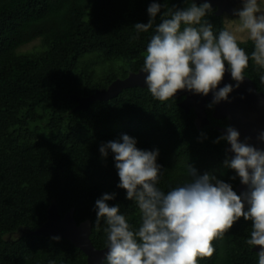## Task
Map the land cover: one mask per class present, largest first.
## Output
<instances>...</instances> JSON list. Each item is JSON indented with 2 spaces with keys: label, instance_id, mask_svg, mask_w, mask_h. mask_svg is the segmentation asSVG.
Listing matches in <instances>:
<instances>
[{
  "label": "trees",
  "instance_id": "obj_1",
  "mask_svg": "<svg viewBox=\"0 0 264 264\" xmlns=\"http://www.w3.org/2000/svg\"><path fill=\"white\" fill-rule=\"evenodd\" d=\"M152 2L0 0V264H86V254L69 239L35 233L52 203L60 217L72 210L77 225L87 222L98 249L106 247L107 225L103 219L95 223V201L102 194L116 193L107 203L119 205L120 214L138 227L137 205L117 187L113 154L109 150L103 158L99 152L102 143L121 134L135 138L141 150H159L156 186L165 193L190 179V164L199 174L230 183L239 194V177L230 179L234 170L223 166L228 142H213L229 123L212 115L210 102L201 127L194 122L193 107L179 106L184 95L161 102L147 86L122 88L109 99L76 108L75 97L85 98L141 69L160 14L148 32L137 35L134 24L148 22ZM156 2L163 14L193 0ZM214 11L205 19L218 34L225 29L224 19ZM35 39L33 50H20ZM240 47L249 54L253 50L251 41ZM262 74L264 68L249 60L244 75L264 93ZM250 230L251 221L241 217L212 242V257L198 264H258L257 251L246 243Z\"/></svg>",
  "mask_w": 264,
  "mask_h": 264
},
{
  "label": "clouds",
  "instance_id": "obj_2",
  "mask_svg": "<svg viewBox=\"0 0 264 264\" xmlns=\"http://www.w3.org/2000/svg\"><path fill=\"white\" fill-rule=\"evenodd\" d=\"M233 9L234 27L213 32L209 17L214 9L209 0L161 14V3L153 0L147 8V23H135L137 35L153 28L157 14L160 23L147 44L140 72L153 98L163 102L173 99L178 90L207 96L212 92V108L228 101L229 93L243 82L249 60L264 68V0H239ZM136 37H134L135 39ZM251 41L247 53L241 43ZM227 64V68L226 65ZM225 71L233 84L218 85ZM264 83V74L260 75ZM240 133L226 126L225 134L214 140L230 144L234 155L225 158L223 166L234 170L246 190L237 194L230 183L205 172L199 174L188 164L184 184L166 193L156 185L162 166L157 163L158 149L141 150L136 139L121 134L119 140L102 143L103 158L113 154L119 177L118 188L126 190V199L139 210V225L133 227L119 205L110 206L116 193H104L95 201L96 220L107 225L106 264H198L199 259L212 257L213 241L222 238L241 217L251 221L250 238L246 243L259 246L258 264H264V149L241 142ZM264 142V131L256 137ZM247 205V210H245ZM16 238V237H13ZM59 240V237H53Z\"/></svg>",
  "mask_w": 264,
  "mask_h": 264
},
{
  "label": "water",
  "instance_id": "obj_3",
  "mask_svg": "<svg viewBox=\"0 0 264 264\" xmlns=\"http://www.w3.org/2000/svg\"><path fill=\"white\" fill-rule=\"evenodd\" d=\"M202 2V0H195ZM212 8H215V14L223 15L224 12L233 14V9L239 0H209ZM227 68V64L225 65ZM144 73L131 72L123 79L114 80L106 89L97 90L93 94L85 98H76L78 104L76 108H86L89 103L96 99H109L115 96L122 88L142 86L145 87ZM235 81L231 79L229 71H225L223 80L218 85L223 87L225 84L235 85ZM184 98L179 102V106L185 110L190 107L194 108L195 124L197 127L207 123V116L205 111L206 102L212 101V92L207 96L194 94L188 90H178L174 97L183 96ZM212 115L214 117H227L228 126L234 127L240 133V141L244 142L245 137H250L247 143L255 147L264 149V142L256 139L260 131H264V93L258 91L252 81L245 76L239 87H234L233 91L229 93L228 101H220L213 105ZM224 134L226 128L220 129ZM230 149V144H227V151L229 158L234 155ZM246 185L238 183L237 190L239 193L246 190ZM247 207V205H245ZM90 227L87 222L76 224L73 218V211L69 210L63 217H60L57 212L55 203H52L48 208L46 222L38 228L35 233L42 235H58L65 237L79 247L86 254V264H103L106 247L98 249L93 246L89 239ZM253 249L259 251V246H253Z\"/></svg>",
  "mask_w": 264,
  "mask_h": 264
},
{
  "label": "rangeland",
  "instance_id": "obj_4",
  "mask_svg": "<svg viewBox=\"0 0 264 264\" xmlns=\"http://www.w3.org/2000/svg\"><path fill=\"white\" fill-rule=\"evenodd\" d=\"M241 3L238 2L236 5H235V8H239L241 7ZM223 19H224V25H225V28H229V27H234L235 23H236V20H235V17L233 16V14H230V13H227V12H224L223 13ZM38 44V40L35 39L25 45H23L20 50H23V51H30V50H33L35 48V46Z\"/></svg>",
  "mask_w": 264,
  "mask_h": 264
}]
</instances>
